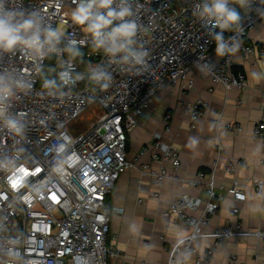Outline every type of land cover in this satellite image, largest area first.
<instances>
[{"label": "built area", "instance_id": "2783aa9c", "mask_svg": "<svg viewBox=\"0 0 264 264\" xmlns=\"http://www.w3.org/2000/svg\"><path fill=\"white\" fill-rule=\"evenodd\" d=\"M88 2L0 0V21L10 27L31 22L32 27L18 35L22 40L39 39L38 47L0 46V264H107L110 256L118 255L106 243L113 212L107 197L117 177L131 167L153 184L169 178L206 194L205 201L187 192L167 201L162 214L183 233L166 249L163 264H209L219 244L232 237L253 236L264 251V229L246 231L239 221L207 228L219 207L213 184L219 144L209 174L199 170L190 179L178 175L179 149L163 141L160 133H154L133 160L126 150L128 134L139 118L148 116L155 95L179 81H185L186 90L193 89L192 71L214 86L246 89L244 74L234 70L232 53L237 46L247 60L264 57V48L245 41L247 31L264 16V0H224L226 10L236 14L235 21L205 12L218 0H113V10L124 7L129 14L112 19L98 38L87 28L108 9L94 5L93 19L84 25L73 19L78 6ZM126 23L136 26L132 42L117 37V46L125 47L110 51L109 34ZM57 25L63 26L62 32L56 33ZM71 48L84 49L83 66ZM48 57L55 59L57 86L39 87ZM95 104L102 113L73 135L69 126ZM181 105L194 129L206 104L197 99ZM161 123L164 131L170 130L168 113ZM221 129L240 131L235 121H224ZM252 137L264 145V115ZM144 154L150 162L135 166ZM245 165L244 158H236L222 166L224 175L231 177L228 187L221 186L235 202L231 216H237L238 204L246 199L236 176ZM253 186L257 195L263 194L264 180L255 178ZM234 262L231 255L229 264Z\"/></svg>", "mask_w": 264, "mask_h": 264}, {"label": "crops", "instance_id": "0c3cea01", "mask_svg": "<svg viewBox=\"0 0 264 264\" xmlns=\"http://www.w3.org/2000/svg\"><path fill=\"white\" fill-rule=\"evenodd\" d=\"M245 41L256 48H264V16L247 31ZM232 60L247 80L245 90H226L221 85L214 86L207 77L202 78L197 71H192L191 75L195 78L193 89L186 90L185 81H179L155 95L148 106V116L139 118L136 127L128 134L126 150L127 157L133 160L138 150L150 143L152 135L160 133L163 141L179 149L178 175L190 179L199 170L209 174L219 144V163L213 181L220 197L219 207L211 216L207 228L239 221L244 230L253 231L264 229V191L262 195H257L253 186L255 178L264 180V145L252 137L253 127L264 115V96L261 95L264 57L254 55V59L247 60L236 46ZM197 99L206 106L195 128L191 129L189 112L181 104ZM165 113L171 117L169 131H164L161 123ZM219 114L220 121L216 125ZM224 121L237 122L240 131H223ZM236 158L246 160V165L236 175L246 199L238 204L237 216H231L230 209L235 202L221 188L229 186L231 177L224 175L222 166L226 160ZM140 162H150L149 155L140 157L135 166ZM163 166L170 169L167 162ZM151 167L157 169L158 164L151 162ZM182 192L206 200L201 188L190 187L169 178L156 185L149 176H140L137 167L122 172L107 197L113 212L109 219L106 243L113 245L118 252V255L107 259V264H163L166 249L183 233V229L175 226L162 212L167 201ZM231 255H235L234 264H264V251L253 236L232 237L222 241L209 264H229Z\"/></svg>", "mask_w": 264, "mask_h": 264}, {"label": "clouds", "instance_id": "9594fccd", "mask_svg": "<svg viewBox=\"0 0 264 264\" xmlns=\"http://www.w3.org/2000/svg\"><path fill=\"white\" fill-rule=\"evenodd\" d=\"M113 3V0H89L87 4L81 3L76 11L73 13V19L76 23L80 25H84L87 21L93 19L91 17V9L93 6H97L98 8H104L108 9L107 15H97L94 18V22L90 23L87 30L92 32L94 37H100L101 30L108 26L112 19H123L126 15L129 14V10L127 8L121 7L120 11H115L111 8V5ZM214 11L216 14L221 16H226L227 21H235L236 20V14L232 12H228L224 6V0H218L217 3H215L213 9L205 8V12ZM32 27L31 22H25L24 24L20 25L19 27H10L7 23L4 21H0V46H3L7 49H11L13 46H15L17 43H23L27 45L28 47L39 46V39L38 36H33L28 40H22V38L18 35V33L21 31V29L28 30ZM135 24L134 23H126L123 25H120L119 27H116L113 29V31L109 34V38L112 41V48L109 49L110 51H120L121 49H124V45L120 44L117 46L116 39L117 37H123L128 40V43L130 44L131 37L135 33ZM51 35V34H50ZM219 39V38H218ZM101 44L104 43V41H100ZM99 46V45H98ZM131 55V53H129ZM127 58V57H126ZM10 127H15V124H10ZM15 182H13V187H15Z\"/></svg>", "mask_w": 264, "mask_h": 264}, {"label": "trees", "instance_id": "16d2710c", "mask_svg": "<svg viewBox=\"0 0 264 264\" xmlns=\"http://www.w3.org/2000/svg\"><path fill=\"white\" fill-rule=\"evenodd\" d=\"M71 55L78 60L80 66L85 64L84 60V49L83 48H71ZM54 61L55 59L52 57H48L46 63L42 69V72L39 77L38 86L52 88L56 87L55 77H54ZM234 70H238L237 67H234Z\"/></svg>", "mask_w": 264, "mask_h": 264}, {"label": "rangeland", "instance_id": "374dc122", "mask_svg": "<svg viewBox=\"0 0 264 264\" xmlns=\"http://www.w3.org/2000/svg\"><path fill=\"white\" fill-rule=\"evenodd\" d=\"M63 26H56V33H60L63 30ZM102 113L100 106L93 105L91 108L87 109L82 115H80L77 119H75L72 124L69 126V131L75 135L78 132L86 129L96 118L98 115Z\"/></svg>", "mask_w": 264, "mask_h": 264}]
</instances>
